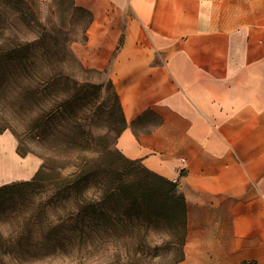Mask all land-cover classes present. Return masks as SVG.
Returning a JSON list of instances; mask_svg holds the SVG:
<instances>
[{
	"label": "crops",
	"instance_id": "crops-1",
	"mask_svg": "<svg viewBox=\"0 0 264 264\" xmlns=\"http://www.w3.org/2000/svg\"><path fill=\"white\" fill-rule=\"evenodd\" d=\"M24 1L85 20L71 50L119 97V150L184 196L177 264H264V0ZM42 164L0 132V185Z\"/></svg>",
	"mask_w": 264,
	"mask_h": 264
},
{
	"label": "rangeland",
	"instance_id": "rangeland-1",
	"mask_svg": "<svg viewBox=\"0 0 264 264\" xmlns=\"http://www.w3.org/2000/svg\"><path fill=\"white\" fill-rule=\"evenodd\" d=\"M84 23L72 11L0 0V132L46 162L40 178L0 185H13L0 194V264H177L180 213L169 202L142 214L123 206L121 186L154 179L117 146L125 125L107 74L71 50ZM83 173L94 174L66 196L64 223L61 179Z\"/></svg>",
	"mask_w": 264,
	"mask_h": 264
},
{
	"label": "trees",
	"instance_id": "trees-1",
	"mask_svg": "<svg viewBox=\"0 0 264 264\" xmlns=\"http://www.w3.org/2000/svg\"><path fill=\"white\" fill-rule=\"evenodd\" d=\"M110 86L114 91V95L117 101V105H118V109L121 112V117H122V121L125 125V120H124V116H123V112H122V108H121V104H120V100L119 97L116 93V91L113 88V85L110 81ZM125 127V126H124ZM123 130V129H122ZM121 133V132H120ZM18 152L21 155H26L27 152H23L21 149V146L19 145L18 147ZM39 157L42 158V156L38 155ZM60 168V173L59 175H62V170L64 169L63 166H59ZM46 169V162H44L39 171L37 172V174L33 177V180H36L38 178H40L42 176L43 170ZM152 173V178L154 179L151 182L146 181L145 184H141V183H132V184H125L123 186H121V190H120V198L123 201V206L126 210L128 211H133V212H137V214H142L146 211L151 210L152 208H159V207H163L165 203L169 202L172 207L173 210L177 213H180V223L183 226V233H182V239H183V252H182V257L177 260V263H179L183 258H184V242H185V236H186V204H185V200H184V196L181 193L180 189H179V184L178 182H173L170 181L162 176H159L153 172ZM86 174V175H84ZM92 174H87V173H83L80 175H77L76 179H72V180H76L75 183L72 180H68L67 177H65L64 179H61V191L59 192L60 195V207H61V217L60 219L65 223L67 221V217H66V212H67V204L65 203L66 201V196L68 197V195L71 193L70 191L72 190V188L75 185H81L80 182L84 181V180H88ZM70 176V175H69ZM80 181V182H79ZM73 182V183H72ZM29 183L28 181L25 182ZM11 186V184H6L3 185L2 187H0V194L6 192ZM69 190V193H67V191ZM107 192H109V190H107ZM111 196H114V193L111 194ZM149 199H152V201L150 202ZM82 201V202H81ZM91 201V199H90ZM78 205L84 204V203H88L87 202V198L83 197L82 195L78 198ZM160 216V215H159Z\"/></svg>",
	"mask_w": 264,
	"mask_h": 264
}]
</instances>
